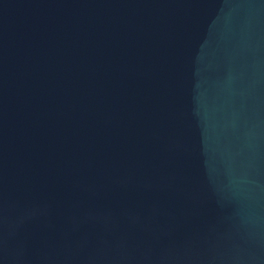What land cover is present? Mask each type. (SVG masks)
I'll list each match as a JSON object with an SVG mask.
<instances>
[{"label": "water", "instance_id": "95a60500", "mask_svg": "<svg viewBox=\"0 0 264 264\" xmlns=\"http://www.w3.org/2000/svg\"><path fill=\"white\" fill-rule=\"evenodd\" d=\"M0 264H264V0H0Z\"/></svg>", "mask_w": 264, "mask_h": 264}]
</instances>
